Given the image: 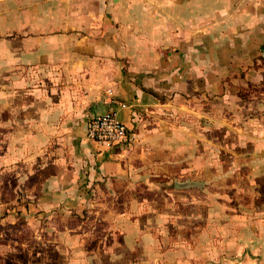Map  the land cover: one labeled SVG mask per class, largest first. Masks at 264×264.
<instances>
[{
	"label": "crops",
	"instance_id": "crops-1",
	"mask_svg": "<svg viewBox=\"0 0 264 264\" xmlns=\"http://www.w3.org/2000/svg\"><path fill=\"white\" fill-rule=\"evenodd\" d=\"M0 133L3 264H264V0H0Z\"/></svg>",
	"mask_w": 264,
	"mask_h": 264
},
{
	"label": "built area",
	"instance_id": "built-area-1",
	"mask_svg": "<svg viewBox=\"0 0 264 264\" xmlns=\"http://www.w3.org/2000/svg\"><path fill=\"white\" fill-rule=\"evenodd\" d=\"M87 137L107 147L120 144L129 146L131 140L126 123L120 118L118 110L114 108H109L88 122Z\"/></svg>",
	"mask_w": 264,
	"mask_h": 264
},
{
	"label": "rangeland",
	"instance_id": "rangeland-1",
	"mask_svg": "<svg viewBox=\"0 0 264 264\" xmlns=\"http://www.w3.org/2000/svg\"><path fill=\"white\" fill-rule=\"evenodd\" d=\"M226 166L227 164L224 165V168H226ZM2 176H0V204L1 203H6V205L16 204L17 203L16 198L18 197L17 191L15 190V185L17 184L16 179L14 178L7 179V177H2ZM152 195H148V196L151 197ZM5 214H8V211L4 209H0V264H3L6 260L10 258H12L11 260L12 263L16 261L15 257L17 255L14 254V252L17 250L15 251L10 250L11 248L7 247L8 246L7 241H10V239H12L11 242L15 243L19 238L16 235L18 233L17 230H11L9 224L6 225L5 223L2 222L3 215ZM20 221L21 220H17L16 223H14L12 226L17 229L18 227H20ZM5 222H7V220ZM12 231L15 232V234H13ZM24 232H25L24 234L25 237H29L31 235L29 228L24 229ZM24 260L25 259L19 258L17 262Z\"/></svg>",
	"mask_w": 264,
	"mask_h": 264
},
{
	"label": "water",
	"instance_id": "water-1",
	"mask_svg": "<svg viewBox=\"0 0 264 264\" xmlns=\"http://www.w3.org/2000/svg\"><path fill=\"white\" fill-rule=\"evenodd\" d=\"M189 184H190L189 182H179V181H176L175 182V188L176 189L183 188V187H186Z\"/></svg>",
	"mask_w": 264,
	"mask_h": 264
}]
</instances>
